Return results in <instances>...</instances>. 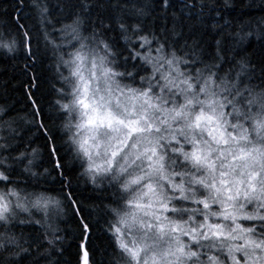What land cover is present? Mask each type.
Masks as SVG:
<instances>
[{"label": "snow or ice", "instance_id": "6c2138e0", "mask_svg": "<svg viewBox=\"0 0 264 264\" xmlns=\"http://www.w3.org/2000/svg\"><path fill=\"white\" fill-rule=\"evenodd\" d=\"M0 264H264V0H0Z\"/></svg>", "mask_w": 264, "mask_h": 264}]
</instances>
